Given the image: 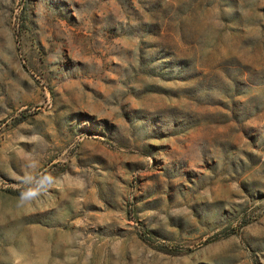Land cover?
Returning a JSON list of instances; mask_svg holds the SVG:
<instances>
[{"label":"rangeland","instance_id":"1","mask_svg":"<svg viewBox=\"0 0 264 264\" xmlns=\"http://www.w3.org/2000/svg\"><path fill=\"white\" fill-rule=\"evenodd\" d=\"M0 264H264V0H0Z\"/></svg>","mask_w":264,"mask_h":264}]
</instances>
